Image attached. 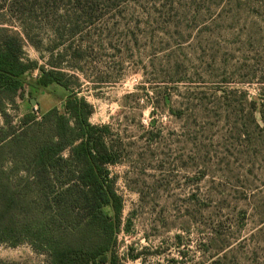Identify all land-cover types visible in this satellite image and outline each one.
<instances>
[{
  "label": "rangeland",
  "instance_id": "374dc122",
  "mask_svg": "<svg viewBox=\"0 0 264 264\" xmlns=\"http://www.w3.org/2000/svg\"><path fill=\"white\" fill-rule=\"evenodd\" d=\"M15 1L0 0V28L23 60L61 55L89 123L109 130L115 264H264V0H31L30 17L5 11ZM66 95L25 86L10 126ZM0 264L47 255L0 244Z\"/></svg>",
  "mask_w": 264,
  "mask_h": 264
},
{
  "label": "trees",
  "instance_id": "16d2710c",
  "mask_svg": "<svg viewBox=\"0 0 264 264\" xmlns=\"http://www.w3.org/2000/svg\"><path fill=\"white\" fill-rule=\"evenodd\" d=\"M30 1H15L5 11L30 17ZM22 35L31 42L25 28ZM60 56H51L47 69L24 61L22 38L0 28V244L27 241L46 252L47 264H115L122 201L108 167L118 155L105 141L108 128L89 123L92 108L69 85ZM34 71L38 76L31 82L27 77ZM50 85L67 92L61 110L54 107L40 118L25 114L10 126L4 107L16 110L25 86L43 91ZM107 207L112 216L103 211Z\"/></svg>",
  "mask_w": 264,
  "mask_h": 264
},
{
  "label": "water",
  "instance_id": "95a60500",
  "mask_svg": "<svg viewBox=\"0 0 264 264\" xmlns=\"http://www.w3.org/2000/svg\"><path fill=\"white\" fill-rule=\"evenodd\" d=\"M31 103L33 104V103H35V101L34 100H31Z\"/></svg>",
  "mask_w": 264,
  "mask_h": 264
}]
</instances>
